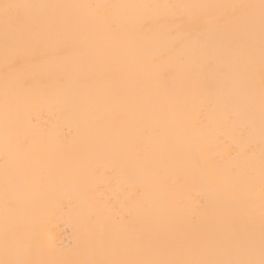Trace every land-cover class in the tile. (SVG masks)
I'll return each mask as SVG.
<instances>
[{"label": "snow or ice", "instance_id": "1", "mask_svg": "<svg viewBox=\"0 0 264 264\" xmlns=\"http://www.w3.org/2000/svg\"><path fill=\"white\" fill-rule=\"evenodd\" d=\"M153 21L164 24L158 33ZM153 44L172 54L171 87L147 54ZM26 64L48 66L54 84L34 91L21 72ZM0 66V264H264V0H0ZM44 108L76 119L80 134L103 140L146 173V190L161 193L150 201L117 185L113 207L98 203L86 214L74 258L43 244L30 220L45 189L65 178L46 163L35 123ZM226 136L239 139L218 158L206 152L205 138ZM177 137L188 165L173 173L161 161ZM76 167L91 170L87 160ZM95 171L109 187L115 177ZM188 181L204 190L199 212L184 204ZM122 215L131 219L122 223Z\"/></svg>", "mask_w": 264, "mask_h": 264}, {"label": "bare ground", "instance_id": "2", "mask_svg": "<svg viewBox=\"0 0 264 264\" xmlns=\"http://www.w3.org/2000/svg\"><path fill=\"white\" fill-rule=\"evenodd\" d=\"M54 3H169L181 2V0H45ZM182 2L199 3H228L241 2V0H182ZM169 27H175L182 23L185 29H191L188 22L172 21L166 22ZM164 24L160 21H153L150 24L152 33H158ZM148 33H142L145 35ZM147 54L157 58L162 82L171 87L173 84L172 74L168 71V64L171 62L172 54L165 44H153L147 49ZM3 71L0 66V72ZM25 79L30 83L34 91L41 92L51 87L56 75L48 66H33L26 64L21 69ZM161 103H164L161 97ZM36 124L44 130V139L49 150L50 163L59 167L65 178L55 184L49 185L42 197V202L38 207L30 211L31 223L38 229L40 240L43 244L54 243L58 252L65 253L69 258H74L79 249L83 247L86 236L85 216L88 212L94 211L98 203L106 204L108 207L114 205L110 203L111 196L117 200L121 199V194L115 189L117 185L125 192L135 193L143 191L146 197L159 201L161 193L158 191L146 190L149 180L146 173L133 165L130 161L117 158L113 149L104 143L103 140L87 138L79 133V122L66 113H61L57 109H41L37 115ZM2 136V129H0ZM231 136L224 137L215 143L210 138H205L203 143L208 145L206 152L222 154L225 147L233 143ZM142 143L144 141H141ZM70 154L68 160H57L60 153ZM87 160L91 164V170L84 172L76 167L77 163ZM161 163L169 171L182 172L188 165L187 145L178 137L170 139L164 145ZM96 168L105 170V176H114L109 187L101 188L100 177L96 173ZM115 169V172L112 170ZM111 190V192H110ZM184 204L189 212H199L197 207L204 199L205 193L201 185L195 181H188L185 185ZM131 218L122 215V223H127ZM103 226L96 227L99 231Z\"/></svg>", "mask_w": 264, "mask_h": 264}]
</instances>
